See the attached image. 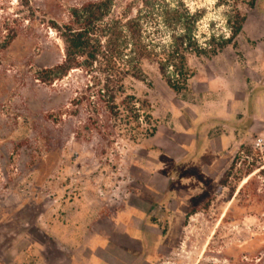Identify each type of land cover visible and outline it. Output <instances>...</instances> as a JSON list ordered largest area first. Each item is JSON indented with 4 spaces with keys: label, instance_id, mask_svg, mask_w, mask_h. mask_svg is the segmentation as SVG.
Wrapping results in <instances>:
<instances>
[{
    "label": "rangeland",
    "instance_id": "rangeland-1",
    "mask_svg": "<svg viewBox=\"0 0 264 264\" xmlns=\"http://www.w3.org/2000/svg\"><path fill=\"white\" fill-rule=\"evenodd\" d=\"M84 2L0 0V42L7 27L16 32L6 50L0 46V264L29 262L33 245H47L40 228L47 229L52 219L62 222L69 212L80 211L82 203L92 206L100 200L113 214L128 195L120 188L123 168L145 138L134 143L125 134L107 145L105 152L95 147L97 140H74L71 128L76 119L70 103L84 78L74 71L52 84L38 77L39 70L66 56L69 12ZM259 8L264 10V0L254 8L239 5L262 32L263 22L254 20ZM232 15V7L218 0H111L99 24L116 22L121 27L136 18L143 43L161 56L170 55L176 37L185 33V27L191 28L196 45L183 54L194 76L216 80L209 71L227 75V47L215 55H198L197 46L209 52L214 34L228 37L226 20ZM123 34L128 43L123 41L127 46L123 55L130 57L132 37L128 31ZM106 40L103 37L101 44ZM235 43L239 55L264 49V42L248 37H238ZM143 69V80L129 77L125 86L128 93L148 98L153 110L157 105L201 102L193 86L198 89L207 79L192 77L187 89L174 94L155 64L145 62ZM216 105L206 103L203 108L212 110ZM253 143L243 144L250 152L240 153L236 166L222 176L214 192L193 199L174 252L157 264H264V152ZM252 165L253 172L246 175Z\"/></svg>",
    "mask_w": 264,
    "mask_h": 264
},
{
    "label": "crops",
    "instance_id": "crops-1",
    "mask_svg": "<svg viewBox=\"0 0 264 264\" xmlns=\"http://www.w3.org/2000/svg\"><path fill=\"white\" fill-rule=\"evenodd\" d=\"M256 11L264 24V10ZM242 36L264 42V27L247 15ZM255 52L239 55L228 45L227 75L193 76L207 79L193 86L199 104L155 106V133L123 168L121 207L112 214L103 200L82 203L64 221L52 219L40 228L47 245H33L23 264H157L174 252L193 199L214 192L240 147L264 133V49Z\"/></svg>",
    "mask_w": 264,
    "mask_h": 264
},
{
    "label": "trees",
    "instance_id": "trees-1",
    "mask_svg": "<svg viewBox=\"0 0 264 264\" xmlns=\"http://www.w3.org/2000/svg\"><path fill=\"white\" fill-rule=\"evenodd\" d=\"M257 2L258 0H218V4L232 7L233 15L226 20L230 35L227 37L226 34H214L210 41L213 48L206 52L204 48L197 46V54L215 55L228 45L235 46V40L241 34L247 19L239 5L245 4L254 8ZM110 3L111 0H100L88 4L86 25L67 26L64 36L69 45L66 56L60 63L42 68L38 72L39 79L49 84L71 74V71L80 73L84 81L78 85L70 103L71 115L76 119L72 123L71 132L76 141L97 140L95 147L102 152H105L107 145L112 146L113 142L125 134L131 142L137 143L156 131L151 101L134 92L128 93L125 86L126 78L143 80L145 62L155 64L163 80L176 93L187 89L189 80L195 75V71L188 64V56L183 54L185 49L196 45L191 40V28L185 27V33L176 37L170 55L154 54L143 43L142 27L136 18L128 20L121 27H117L116 22L98 26L93 23V20H103ZM174 16L180 19L177 14ZM6 29L8 31L0 42L2 50H6L16 38V32L8 27ZM124 31H128L132 37L133 55L130 57L123 55L128 44L124 40ZM105 36L106 43L101 44ZM245 149L247 153L250 152L246 146H241L226 174L236 166L240 153ZM253 166L245 171L246 175L253 172Z\"/></svg>",
    "mask_w": 264,
    "mask_h": 264
},
{
    "label": "flooded vegetation",
    "instance_id": "flooded-vegetation-1",
    "mask_svg": "<svg viewBox=\"0 0 264 264\" xmlns=\"http://www.w3.org/2000/svg\"><path fill=\"white\" fill-rule=\"evenodd\" d=\"M91 3H95L94 1H88L85 0V2L83 4L80 5V8H72L71 11L69 12L71 15V23L70 25L73 26H80L83 27L84 25H86V19L88 16V12H87V6L88 4ZM99 22L101 23V20H93V23L96 24L97 26L100 25Z\"/></svg>",
    "mask_w": 264,
    "mask_h": 264
},
{
    "label": "built area",
    "instance_id": "built-area-1",
    "mask_svg": "<svg viewBox=\"0 0 264 264\" xmlns=\"http://www.w3.org/2000/svg\"><path fill=\"white\" fill-rule=\"evenodd\" d=\"M254 147L260 149L264 152V133L258 134L257 137L254 139Z\"/></svg>",
    "mask_w": 264,
    "mask_h": 264
},
{
    "label": "bare ground",
    "instance_id": "bare-ground-1",
    "mask_svg": "<svg viewBox=\"0 0 264 264\" xmlns=\"http://www.w3.org/2000/svg\"><path fill=\"white\" fill-rule=\"evenodd\" d=\"M248 178H249V177H247V178L244 180V183L247 181Z\"/></svg>",
    "mask_w": 264,
    "mask_h": 264
}]
</instances>
